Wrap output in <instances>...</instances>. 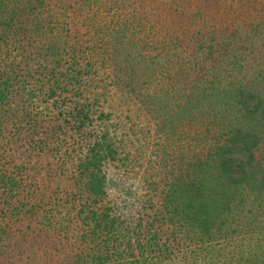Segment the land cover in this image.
I'll use <instances>...</instances> for the list:
<instances>
[{"label":"trees","instance_id":"1","mask_svg":"<svg viewBox=\"0 0 264 264\" xmlns=\"http://www.w3.org/2000/svg\"><path fill=\"white\" fill-rule=\"evenodd\" d=\"M0 264H264V0H0Z\"/></svg>","mask_w":264,"mask_h":264},{"label":"rangeland","instance_id":"2","mask_svg":"<svg viewBox=\"0 0 264 264\" xmlns=\"http://www.w3.org/2000/svg\"><path fill=\"white\" fill-rule=\"evenodd\" d=\"M148 35H153L152 33L149 32H144L140 35V41H144V40H149V43H152V46H156L155 41L157 40L156 38L154 39L153 37H148ZM138 37V36H137ZM160 48V45H158V49ZM157 52V51H155ZM154 54V52H153ZM158 54V52L156 53ZM121 55V54H120ZM119 55V56H120ZM121 58L123 59L124 56L121 55ZM134 113V112H133ZM101 127H103V125H100ZM110 185L112 187V198H114L115 201L117 202H122V200L127 199V197L129 196L128 194H126L127 189L134 187L132 186L131 181H129L127 178L124 179V177H122L119 173L118 170L115 169L114 166H112L110 168Z\"/></svg>","mask_w":264,"mask_h":264}]
</instances>
